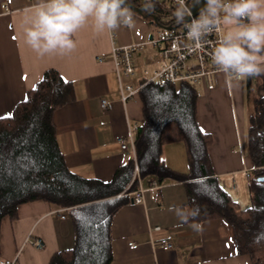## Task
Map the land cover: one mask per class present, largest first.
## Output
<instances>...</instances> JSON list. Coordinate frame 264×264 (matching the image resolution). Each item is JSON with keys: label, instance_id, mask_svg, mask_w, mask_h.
Returning <instances> with one entry per match:
<instances>
[{"label": "crops", "instance_id": "obj_1", "mask_svg": "<svg viewBox=\"0 0 264 264\" xmlns=\"http://www.w3.org/2000/svg\"><path fill=\"white\" fill-rule=\"evenodd\" d=\"M35 3L0 0V116L13 112L45 70H58L75 90V99L54 114L65 162L82 177L110 181L117 168L135 154L130 146L122 149L117 136L127 135L129 127L137 129L144 120L139 90L126 103L121 100L109 32L95 31L91 21L73 37L77 46L72 53L38 58L24 43L21 26L25 9ZM132 11L135 24L115 30L117 45L146 42L158 27L150 16ZM146 47L134 54L136 73L125 77V84L141 87L150 75L146 69L164 63L152 45ZM214 81L212 88H199L197 120L213 138L209 155L219 184L244 209L251 205L249 182L254 168L247 148L248 120L255 98L264 96V76L229 84L226 75L218 72ZM103 99L111 106L104 107ZM164 160L177 171L189 172L182 141L165 145ZM139 187L144 189L143 201L134 202L131 193L113 216L110 264H252L250 255L238 253L233 227L224 218L200 221L203 231L196 232L168 210L171 205L188 206L184 182L158 181L150 187L148 178H143ZM60 208L64 207L39 199L20 204L17 218L5 216L0 227V257L16 258L18 264H49L54 253L71 247L74 233L69 207L64 212L66 219L61 218ZM28 238L41 239L43 246H33ZM162 239L171 241L172 247L163 249ZM131 241L138 247H131Z\"/></svg>", "mask_w": 264, "mask_h": 264}, {"label": "trees", "instance_id": "obj_2", "mask_svg": "<svg viewBox=\"0 0 264 264\" xmlns=\"http://www.w3.org/2000/svg\"><path fill=\"white\" fill-rule=\"evenodd\" d=\"M158 26H175L176 5L152 0L154 12L143 10L145 1L129 0ZM58 70H45L42 78L14 108L13 118L0 119V227L5 216L18 217L22 203L45 200L69 207L74 233L71 247L53 254L49 264H110L112 220L116 211L139 188L140 179L182 181L188 206H199L196 222L224 218L233 227L236 248L252 264H264V96H257L249 115L247 148L253 161L249 188L251 205L242 209L221 187L214 173L210 133L197 120L198 94L188 82L150 81L139 89L143 122L135 131V157L120 165L110 181L86 178L66 164L57 143L55 112L75 99L72 81ZM58 86L60 91L54 92ZM185 144L189 172L177 171L164 160L167 143ZM138 173H135V166ZM0 259H2L0 257Z\"/></svg>", "mask_w": 264, "mask_h": 264}, {"label": "clouds", "instance_id": "obj_3", "mask_svg": "<svg viewBox=\"0 0 264 264\" xmlns=\"http://www.w3.org/2000/svg\"><path fill=\"white\" fill-rule=\"evenodd\" d=\"M143 10L154 12L152 0H145ZM172 15L187 30L191 49L201 48L209 35L223 27L209 55L229 84L264 76V0H204L197 17H192L185 0H177ZM90 21L97 32L135 24L129 0H36L21 21L24 43L38 58L69 55L77 46L73 37ZM168 210L193 231H203L196 222L199 206L171 205Z\"/></svg>", "mask_w": 264, "mask_h": 264}, {"label": "built area", "instance_id": "obj_4", "mask_svg": "<svg viewBox=\"0 0 264 264\" xmlns=\"http://www.w3.org/2000/svg\"><path fill=\"white\" fill-rule=\"evenodd\" d=\"M177 6V0H166ZM188 1L185 0V5L188 7ZM200 13V12H199ZM192 15L197 17L199 15ZM223 27L220 31L209 35L205 42L199 49H191L188 47L190 44L187 41V30L183 25L175 26H158L155 33L146 42L131 43L128 45H117L115 31H108L111 39L112 49L110 56L114 60L117 78L119 81L121 100L126 101L135 95V93L147 82L154 81L160 85H163L169 81L171 82H188L195 88L197 94H200V87L212 88L214 86L215 74L220 72L211 62L210 52L218 41L220 35L223 34ZM152 45L160 54L164 63L157 69L149 71L148 78L144 81L141 87H135L130 84L124 83L125 77H131L136 73V65L134 61V54L137 51L144 50V46ZM175 46V47H174ZM102 58V57H101ZM104 107H110L111 104L108 100H102ZM136 126L129 127L127 135L119 134L117 136V142L122 149H127L129 146L135 152V139L134 130ZM135 157V154H134ZM135 173H138V167L135 166ZM150 187H156L158 179L154 176L147 177ZM144 189L139 187L132 192V200L136 203L143 201ZM67 207L58 209L61 213V218L66 219L64 213ZM35 247H42V240L39 238H28ZM163 249L168 250L172 247L171 241L168 239H162L160 241ZM129 245L133 248L138 247V243L133 241L129 242ZM0 264H18L17 259H0Z\"/></svg>", "mask_w": 264, "mask_h": 264}, {"label": "water", "instance_id": "obj_5", "mask_svg": "<svg viewBox=\"0 0 264 264\" xmlns=\"http://www.w3.org/2000/svg\"><path fill=\"white\" fill-rule=\"evenodd\" d=\"M129 4L131 5L132 9L141 12V9L138 6L134 5L130 1ZM203 6H204V0H199V2H197V0L188 1V8L190 9L192 15H197ZM259 180H264V177H260Z\"/></svg>", "mask_w": 264, "mask_h": 264}, {"label": "snow or ice", "instance_id": "obj_6", "mask_svg": "<svg viewBox=\"0 0 264 264\" xmlns=\"http://www.w3.org/2000/svg\"><path fill=\"white\" fill-rule=\"evenodd\" d=\"M25 79H26V77H25ZM65 83H67L66 80H65ZM33 90L35 91L36 88L34 87ZM24 101L28 102V97L27 96H25ZM10 118H13V114L11 112L7 113V115H5V116H0V119H10ZM201 131H203V129H201ZM106 183H107V181H106Z\"/></svg>", "mask_w": 264, "mask_h": 264}, {"label": "rangeland", "instance_id": "obj_7", "mask_svg": "<svg viewBox=\"0 0 264 264\" xmlns=\"http://www.w3.org/2000/svg\"><path fill=\"white\" fill-rule=\"evenodd\" d=\"M145 48L147 49L148 47L144 46V51L146 50ZM149 49H150V48H149ZM153 52H154V51H153ZM155 52H156V50H155Z\"/></svg>", "mask_w": 264, "mask_h": 264}]
</instances>
